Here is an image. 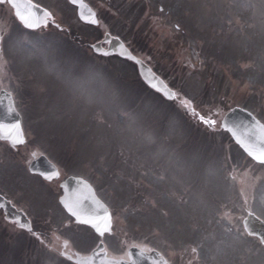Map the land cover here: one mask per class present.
Instances as JSON below:
<instances>
[{"label":"rangeland","instance_id":"obj_1","mask_svg":"<svg viewBox=\"0 0 264 264\" xmlns=\"http://www.w3.org/2000/svg\"><path fill=\"white\" fill-rule=\"evenodd\" d=\"M39 1L53 12V21L66 27L65 32L50 27L44 28L42 32L40 31L38 40H35L43 39L42 43L37 42L38 44L26 34L21 33L20 37L15 36L10 43L17 48L16 54L6 46L0 48V89H14L20 107L28 110L27 115L31 120V124L28 122V128L31 131L30 141L25 149L50 153L55 160L65 164L70 160V155L74 157L77 152L83 155H91L95 152L99 156L104 149L113 153L118 148L121 150V155L130 153L131 158L137 162H145L146 157L162 160L165 165L162 164L160 170L173 176L188 191L197 187V184H193V178L197 182L201 179L198 184L200 188L203 187L204 182L221 183L219 173L217 177L211 174L214 170L213 161L209 160V157L207 159L201 157L200 160L203 162L200 163L196 154L198 150L190 147L189 142L196 133L191 132L194 134L192 135L189 130L183 131L187 119L178 109L177 100L174 104H166L165 107H162L160 103L156 104L152 110L160 108L169 113L159 112L160 114L150 115L149 110L152 108H144L145 95L138 101V106L133 108V103L130 102L136 99L130 96L132 94L137 96L138 93L144 94V92L139 91L136 82L131 81L135 74L128 70V66L122 61L114 59L104 61L96 58L99 62L94 67L97 69L104 67L108 74L100 69L96 70L89 60L78 63L82 56L78 58L77 63H72L67 58L59 59L62 66L60 69L56 68L53 81L51 79L45 81L41 74L42 67L37 70V74L34 72L36 68L24 70L27 74L21 75L14 84L9 81L8 75L14 70L15 61L29 58V56H39L41 61H38L37 65L43 66L41 62L45 61V48H48V45L43 43L51 40L57 43L59 48V42L68 41L67 34L70 31L81 35V42L78 41V45L82 46V50L86 48L85 51L88 49L87 43L96 42L105 32H112L116 35L122 34L129 46L140 51L144 58L167 78L182 101L180 107L192 106L197 110L196 116H205L208 121L215 122L214 118L219 120V117L230 108L246 105L254 109L257 117L261 116L264 119V71L262 64L255 58L257 56L259 60L264 59V0H86L101 20L100 31L90 27L84 28L77 19L75 10H71L66 0ZM225 9L228 15L225 14ZM0 12H3L2 7ZM216 15L218 17L209 24L210 19ZM7 20L0 18V29L17 31L14 30V26H9ZM223 23L225 27H220L224 25ZM191 24L196 29L192 30ZM226 28H230L227 29L228 35H225ZM205 34L209 37H212L211 35L221 37H215V47L212 49V53L218 59L216 58L215 61L214 57L210 58L209 61L212 63L208 65L200 57L202 48L200 45L205 40ZM247 36L251 37L248 48L245 39ZM228 38V44L224 46ZM37 47L38 50H36ZM65 48L64 45L63 50L54 49L52 53L60 51L62 54L59 56L64 57ZM47 53L48 57L53 56L49 51ZM248 53L254 57L244 61L250 56ZM88 55L95 58L92 51L88 50ZM33 64L27 63V66ZM48 67L52 66L48 65ZM73 67L76 71L78 68V73L68 74L66 69ZM37 76L40 79L36 78ZM124 77L126 82L121 85L126 88L124 96L127 101L120 97V88L116 86L120 84L117 81ZM47 88L57 94L53 95V102ZM49 109L52 110L44 116V111L47 112ZM172 110H178L174 120L171 115ZM180 115L185 118L182 117L185 121L182 119H180L182 122L179 121ZM77 116H79L78 121ZM165 116L163 121L162 118ZM169 119L173 122L177 121L176 131H179L181 135L175 137L173 134L172 136L168 134L173 124L168 122ZM45 120L47 127L42 125ZM194 120L197 121L198 116ZM101 121H105L106 127L98 126ZM40 125L42 126L39 127ZM200 126L205 127L201 123ZM212 128L216 130L218 124ZM83 134L86 136L80 141ZM226 136L223 132L218 134L219 142L223 143L224 150L228 153L232 149V144ZM182 139L189 142H183ZM196 145L199 147L204 143L198 141ZM85 147L87 148L84 149ZM65 150L66 153L63 154ZM8 151L0 148L2 161L10 168L16 157ZM115 155L118 156L119 153L115 151ZM21 156L17 154V157ZM105 156L103 154L96 163L89 164L84 169L87 171L90 166L93 168L96 166L102 178L106 170L104 167H106L108 171H113V175H117V177L112 176L111 181L107 179L108 184H104L102 194L106 195V200L109 201L111 198L113 201L110 202L117 205L113 216L114 231L119 237H123L124 242L133 239L137 242L167 246L170 243L168 241L170 234L166 226L170 224L172 228L178 226L184 236L194 232L190 229L191 224L187 221L185 214L182 217L180 215V218L176 217L179 213L176 210H179L180 206L186 202L188 206L195 204L190 202L194 197L189 196L185 189L167 182L168 177L164 174H142L137 168H134L132 177H128L127 174L130 173L127 168L116 170L118 167L115 163L109 168L110 159L107 155ZM116 161L118 164L119 160ZM245 163L246 166L242 170L232 168L227 172L230 186L224 187L221 193L228 195L229 201L222 202L227 204H222L223 207L216 213L223 228L220 236L234 234L229 228L234 230L233 223L239 219L238 215H244L248 211L264 215V167H257L254 162ZM68 165L70 164L66 166ZM13 173L15 177H18L23 172L19 166H15ZM6 180L4 174H0V181L7 182ZM0 186H2L1 183ZM211 188L214 187L211 186L208 189L211 190ZM147 190L154 192V198L149 197ZM195 192L197 203L205 200L199 191ZM179 204L180 206L176 207ZM182 208L185 210L184 207ZM155 209L159 210L155 211ZM170 219L173 222L167 224L166 222ZM14 234L17 232L13 226H0V264H26L27 262L28 257L21 256L25 260L21 262L19 258H16V251L20 248L18 247L19 239H15ZM183 235L173 239L176 242L174 247L177 251L172 248L169 255H174L178 251L182 253L187 248L186 251L190 252L192 246H195L194 256L197 257L199 255L197 245L193 241L184 240ZM7 240H12L8 248L3 244ZM37 252L41 251L37 248ZM31 257L39 260L36 254ZM55 258L58 259L57 256ZM38 263L55 264L46 254H43L41 261H34L33 264Z\"/></svg>","mask_w":264,"mask_h":264},{"label":"flooded vegetation","instance_id":"obj_2","mask_svg":"<svg viewBox=\"0 0 264 264\" xmlns=\"http://www.w3.org/2000/svg\"><path fill=\"white\" fill-rule=\"evenodd\" d=\"M8 15L10 16V12ZM1 145L5 149L8 148L5 143H1ZM16 149L19 148L17 147ZM12 156L17 157L15 154H12ZM22 160L23 158L18 157L15 162ZM0 162L4 164L1 156ZM24 165L25 162H21V165L19 163V167L23 170ZM0 168V174L3 175L5 173V178L7 179L5 185L3 181H0L2 184L0 186V195L7 201L9 200L16 210H21L25 215H28L32 223L35 226H39V229H37L39 233L46 231L42 234V243L48 253L59 254L60 257L65 256L62 259L68 261V255H75L77 248L85 251V249L90 247L96 248L101 243L107 252L108 248L110 249V243L113 247L117 246V242L115 243L112 238H109L117 236L118 234H115V232L112 231L110 235L100 237L86 226L83 227L73 222V218L58 203L59 195L62 193L59 188L61 180L48 183L44 182L40 176L30 173L27 175L24 171L18 177H15L14 173L9 172L12 175L8 177L7 166L4 167L3 165ZM57 168L61 171V177L63 178V174L66 172L59 167ZM80 177L85 179L87 177L92 185L98 183V177L91 171L88 172L87 176L82 174ZM224 201L228 200L224 199ZM219 202H222V200L212 199L202 200L199 203L195 202L193 206L194 212H191L193 215L186 218L191 224L190 229L194 231L189 236H184L178 226L177 228H172L170 223L173 220H170L166 222L170 224L166 226L170 234L168 235L169 240L167 239L170 243L167 246H157L152 243L147 244L139 241H132L131 246L147 253L151 252L155 260H158V264H164V262H167V264H264V246L257 238L250 237L245 232L242 224L248 212L244 215H238L239 219L233 223L234 230L229 228L234 234L220 236L223 228L222 224H220L221 220L216 213L223 207L222 204L227 203ZM2 218L5 221L3 210L0 209V221ZM260 218L264 221L263 216H260ZM42 222L48 223L50 227H47ZM9 224L12 225L10 222ZM182 235L184 240L193 241L197 245V250L199 251L197 257L194 256L196 252L195 246H192V251L190 252L186 251L187 248L182 253L178 251L174 255H169V251L172 248L177 251L174 247L176 242L173 239ZM109 240L112 241L109 243ZM122 245L123 251H125L126 246ZM203 251L205 254L202 255L201 252ZM118 256L125 257V255Z\"/></svg>","mask_w":264,"mask_h":264},{"label":"water","instance_id":"obj_3","mask_svg":"<svg viewBox=\"0 0 264 264\" xmlns=\"http://www.w3.org/2000/svg\"><path fill=\"white\" fill-rule=\"evenodd\" d=\"M15 7L21 22L27 27H37L41 23V19L46 16V12L42 11L35 5L25 0H11ZM73 5L77 6L78 16L84 22L97 24L95 14L89 7L84 4L83 0H69ZM105 42L108 43V49L103 50L100 46H93L94 51L104 55L118 54L129 60H133L138 65L141 78L156 91H159L167 98L172 99L173 93L169 91L165 84L160 81L149 70L145 64L137 60L123 45L120 40L107 37ZM18 116L13 108V104L5 94L0 95V138L7 139L11 143L23 142L21 138V129L19 128ZM222 127L231 132L233 138L244 149L249 156L257 162H264V127L252 115L242 109H235L223 119ZM51 165L44 158L30 166L32 172L42 173L44 177L50 175L48 166ZM52 167V165H51ZM63 186V196L60 200L66 211L75 216V220L81 224H87L97 232L108 231L110 222V212L106 206L96 197L95 191L89 184L81 179L71 177L66 180ZM254 219V220H253ZM261 224V223H260ZM253 216L245 222V227L252 235H257L264 242V225H260ZM129 263L122 261L107 260L103 264H137V259L131 251ZM79 264H96L92 260L86 262L80 261ZM98 264V263H97ZM139 264H151L147 257H141Z\"/></svg>","mask_w":264,"mask_h":264}]
</instances>
